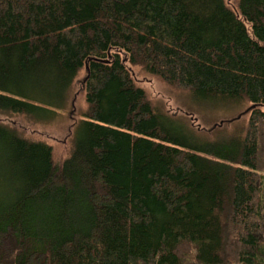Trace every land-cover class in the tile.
<instances>
[{
  "label": "trees",
  "instance_id": "1",
  "mask_svg": "<svg viewBox=\"0 0 264 264\" xmlns=\"http://www.w3.org/2000/svg\"><path fill=\"white\" fill-rule=\"evenodd\" d=\"M129 66L246 120L204 135ZM82 69L59 164L0 121V264H264V0H0V114L52 121Z\"/></svg>",
  "mask_w": 264,
  "mask_h": 264
},
{
  "label": "rangeland",
  "instance_id": "2",
  "mask_svg": "<svg viewBox=\"0 0 264 264\" xmlns=\"http://www.w3.org/2000/svg\"><path fill=\"white\" fill-rule=\"evenodd\" d=\"M233 1L227 0L228 3ZM129 69L134 81L144 90L146 97L155 107L168 115L178 117L195 129L198 128L204 135H210L217 126L230 129L236 123L246 120L247 105L233 110L201 109L190 103L183 89L168 86L158 78L140 72L137 67L129 66ZM84 74V69L79 71L69 89L65 108L59 110L52 121L38 124L22 116L2 114H0V121L16 125L24 136L50 144L53 165L59 164L69 153L73 124L80 118L79 115L84 108L81 86ZM238 114L240 116L235 118ZM220 121L222 123L218 124ZM182 252L185 254L184 261L191 264L189 259L191 248L187 245L182 246ZM226 264H233L232 259L229 258Z\"/></svg>",
  "mask_w": 264,
  "mask_h": 264
},
{
  "label": "water",
  "instance_id": "3",
  "mask_svg": "<svg viewBox=\"0 0 264 264\" xmlns=\"http://www.w3.org/2000/svg\"><path fill=\"white\" fill-rule=\"evenodd\" d=\"M240 116V114H238L235 118H238ZM222 123V121H220L218 124H221Z\"/></svg>",
  "mask_w": 264,
  "mask_h": 264
}]
</instances>
